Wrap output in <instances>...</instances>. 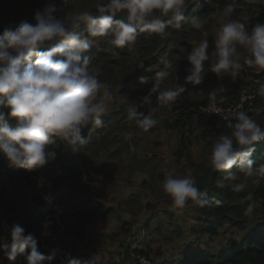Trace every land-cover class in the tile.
I'll return each instance as SVG.
<instances>
[{
    "label": "clouds",
    "instance_id": "1",
    "mask_svg": "<svg viewBox=\"0 0 264 264\" xmlns=\"http://www.w3.org/2000/svg\"><path fill=\"white\" fill-rule=\"evenodd\" d=\"M188 4L189 0H101L95 5V13L72 11L60 16L48 0L35 12L34 24L21 21L14 29L5 28L0 33V154L9 166L27 171L42 168L50 156L54 157L48 146L57 139L77 152L78 146L88 142L83 129L89 123L103 125L102 117L114 97L111 86L90 70L93 57L88 53L94 38H106L107 44L117 49L131 48L142 33L166 38L170 34L166 29L182 27ZM233 12L230 4L224 15ZM190 23L201 29L205 21L193 16ZM209 47L207 39L191 47L187 52L190 66L185 69L184 84L175 88L160 90L172 67L170 61L161 59L163 68L155 72L154 83L140 97L144 106L153 104L155 95V105L147 114L130 106L128 121L148 132L157 124L154 114L164 108L171 110L187 90L186 85L202 84L209 71L218 77L230 74L233 81L245 69L264 71V21L252 24L249 17L231 19L220 25L211 52ZM205 62H210L207 68ZM217 95L215 89L208 93L209 106L211 114L221 115ZM257 95L264 100V84ZM223 118L231 131L213 142L207 158L210 169L225 172L224 178L232 181L238 179V173L264 178V164L254 166L251 159L255 144L264 141V128L241 110ZM37 186L42 187V182ZM245 187L243 182L236 183L232 190L240 193ZM161 188L173 210L203 206L207 202L208 190L199 188L190 174L179 176L169 171ZM256 207L249 204L243 215L253 219ZM44 228L42 235H49L48 223ZM0 241L3 258L16 264H21L17 256L23 258L22 264H52L58 251L54 248L49 255L41 253L37 239L31 233L25 234L20 224H13L7 235L0 236ZM67 264H90V261L68 254Z\"/></svg>",
    "mask_w": 264,
    "mask_h": 264
},
{
    "label": "rangeland",
    "instance_id": "2",
    "mask_svg": "<svg viewBox=\"0 0 264 264\" xmlns=\"http://www.w3.org/2000/svg\"><path fill=\"white\" fill-rule=\"evenodd\" d=\"M200 1L209 0H197ZM235 1L228 4L220 1L210 4L200 16L205 21L203 28L195 29L190 23V14H186L192 4L189 0L184 13L186 19L180 29L169 27L166 31L170 34L166 38L142 33L131 48H113L107 44L106 38H94L93 46L88 53L93 57L90 70L98 74L101 82L111 86L110 90L114 97L102 117L103 125L89 123L83 129V135L88 142L78 146L77 152H72L71 146L60 139L48 146L49 151L51 148H61L62 155L69 158L75 172L64 173L58 162L50 158L45 166L33 170L38 175L33 184L15 175L7 179V198L13 196L16 201H25L29 206L39 202V207L42 205L44 208L46 206L43 204L44 198L47 197L49 204L51 201L50 192L55 174L57 172L62 174L63 179L56 178L58 182L67 181L82 198L87 196L88 198L82 202L102 203L104 207L109 208L105 215L96 221L98 232L94 235L95 240L92 238V224L90 243L99 245L92 244L89 250L97 253L94 249L100 247L106 252L104 256L106 258H98L97 255L92 258L94 262L100 264L103 262L137 264L134 249L144 248L149 243L156 226H160L162 230L160 238L163 252L161 257L152 256L156 261L181 256L183 251L187 252L194 248L216 251L222 245L228 244L231 238H240L261 226L264 223L263 206L260 205L262 199H258L253 190L264 184V178L257 175L245 176L238 173L237 183L243 182L246 187L242 192L229 198L232 203H240L243 210L249 204L257 205L254 218L248 219L246 227L243 228L228 221L215 233L203 230L210 216L199 214L195 207L173 210L169 198L162 192L161 184L165 173L174 171V174L179 176L190 174L196 179V165L209 167L207 158L211 146L221 135H205L203 128L197 124L196 114L189 112L194 108L189 107V103L203 102L213 89H209L203 83L196 86L187 84V90L180 95L171 110L164 108L154 114L153 118L157 120V124L148 132H143L134 121L127 119V110L130 106H136L139 111L147 114L155 105V95L152 97L153 104L144 106H141L140 97L145 95L154 83L155 72L163 68L161 59L170 61L172 67L168 69L169 76L160 85V90L175 88L177 84H184V77L187 74L185 69L190 66L187 52L205 39L209 42L208 51L211 52L215 34L221 24L243 17H249L252 24L264 21L262 16L264 0H238L234 4ZM47 2L48 0H0V17L7 20L11 28L17 27L21 21L34 24L35 12L42 9ZM51 2L58 9L57 14L63 16L66 12L72 11L90 10L95 13V5L101 0H51ZM230 4L234 7V12L226 16L224 10ZM161 18L168 20V17ZM83 28L82 24L80 30ZM209 63L205 62L206 68ZM177 76L180 77L179 80ZM249 81L258 86L264 84V71L245 69L234 81L230 74L221 76V86L232 84L233 87ZM220 89L215 88L217 98L224 95ZM263 112L264 100L258 96L249 115L257 122H261L260 115ZM181 133L188 141L189 150L178 156L176 150ZM59 143L61 144L58 145ZM0 158L7 162L2 154ZM260 164H264V161L257 165ZM38 182H42L43 186L38 187ZM48 184L51 186L48 187ZM97 213L101 215L100 211ZM59 229L62 228L59 227L56 234L60 238H67L64 230ZM55 230L53 228L52 232ZM74 243L71 249L75 250L76 254L77 244ZM112 251L120 255L114 258Z\"/></svg>",
    "mask_w": 264,
    "mask_h": 264
},
{
    "label": "trees",
    "instance_id": "3",
    "mask_svg": "<svg viewBox=\"0 0 264 264\" xmlns=\"http://www.w3.org/2000/svg\"><path fill=\"white\" fill-rule=\"evenodd\" d=\"M217 1L228 4L232 3L233 0H209L208 2L200 1L192 3L186 14H190V20L193 16L200 17L206 11V7ZM237 2L238 0H236L234 4ZM262 16H264V13ZM5 28L11 27L8 26L7 20L1 19L0 17V32L2 33ZM152 43L153 46V40ZM203 84L209 89H215L216 87L223 88L222 93L231 97L235 94L237 88V85L231 87L232 84L221 86V77L216 76L210 71L207 72L204 77ZM189 104V107H194L191 108L189 112L196 114L197 124L203 128L205 135L211 134L218 136L230 133L231 130L227 127L226 120H222L216 115L209 114L198 109L199 102L197 101ZM260 117L261 122L257 123L264 128V112L260 115ZM60 144L61 143L58 145ZM188 150V141L186 140L184 134L181 133L176 154L178 156H182L184 152H187ZM50 152L54 153V157L52 158L50 156V158L55 159L58 162L59 167L64 173L69 172L70 174V172L73 173L76 171L69 158L62 155L61 148H51ZM251 159L254 162V166L264 161V141H260L255 144V150ZM196 166L197 169L195 177L197 180V186L201 189L206 188L208 190V196L206 198L207 202L205 205L195 207V210L199 214H206L210 216V219L207 220V226L203 230L215 233L220 226L228 221H231V223L235 226H239L241 228L246 227L245 224L248 218L243 215L244 210L241 204L232 203L229 200V198H232L235 194H237L232 190V187L237 183V180L232 181L225 179L224 177L226 174L223 171L213 172L210 167H204L203 165ZM233 171H236V169H233ZM13 175L19 176L28 183H32L37 177V172L27 171L22 168L15 169L10 167L4 159L0 158L1 215L10 221H18L25 229V234L31 233L34 238L37 239L38 249L41 253L49 255L52 249H57L58 251L52 261V264H61V249L73 247L74 241H61L58 243L48 240L47 235H42V232L45 231L44 224L48 223V215H59L67 225L69 234L75 238L76 243L74 244H77L78 240L82 239L86 234V223L90 222L92 225V222H94L97 217L98 211H100V216L102 217L109 209L108 207H104L102 203H96L91 206L90 201L84 202L79 208H74L71 214L67 212H60L54 202H51L46 209H41L39 207V202L35 203L33 206H29L25 201H16L17 199L13 196L7 198V179H10ZM71 176L73 177V175ZM53 179L55 181L53 182L52 190H54L60 183L55 177ZM253 193L258 199H262L260 205L263 206L264 212V184L258 185L253 190ZM216 201H220L221 203L217 204ZM46 230L48 231V228ZM161 231L160 226H156L149 243L144 248L134 249L136 256L138 254L145 255L151 259L153 264H264V223L261 226L250 230L240 238H231L228 244L222 245L216 251L206 248H194L188 250L187 252L183 251L181 256L171 258L167 257L156 261L152 258V256L156 258L163 255L160 238ZM0 243H3V241H0ZM22 260V257L17 256V262H21L22 264ZM136 262L138 264L137 258ZM0 264H16V262H10L6 258H3L2 252H0Z\"/></svg>",
    "mask_w": 264,
    "mask_h": 264
},
{
    "label": "crops",
    "instance_id": "4",
    "mask_svg": "<svg viewBox=\"0 0 264 264\" xmlns=\"http://www.w3.org/2000/svg\"><path fill=\"white\" fill-rule=\"evenodd\" d=\"M55 176H56L55 178L59 179V177H60V179H63L62 174H59L58 172H57V174H55ZM37 179L38 178L36 177L34 180L36 181ZM34 182H32L30 184H33ZM50 186H51V184H48V187H50ZM50 193L52 194L50 199H51V201H54L55 206L57 207V209L60 212H62V213L63 212H67L69 214H71L73 212L74 208L81 207L82 204L84 203L82 201H84L85 199L88 198L87 196H84V198H82L77 193V190H74L73 187H70V185L67 184V181L64 182V183L63 182L59 183L58 187L56 189L52 190ZM44 200H45V203H43V204L46 205V206L44 208H42V205H41L40 206L41 209H46L48 207V205H49V203H47L46 198H44ZM51 201H49V202L51 203ZM81 202H82V204H81ZM95 204L93 202H90L91 206L95 205ZM99 217H101V216L98 215V213H97V217H96L95 221L92 222L93 223V235H92L93 239L95 237L94 235H97L96 233L98 232L97 225H95V224H96V221L98 220ZM47 222H48V232L50 233V236L47 235V239L48 240H50V238L53 237L52 240H50V241H55V242H58V243H60L63 239H66L68 242H73V241L75 242L76 241L75 238L71 234H69L67 225L64 223V221L62 220V218L59 215H57V214L48 215ZM59 227L62 228V229H59V231L64 230V232L68 236L67 238H60L58 236V234H56L58 232L57 229ZM53 228L56 229L54 232H52ZM51 233H52V235H51ZM92 244L94 246H98L99 245L98 243H92ZM92 244L89 243L87 245V248H86V251H85L84 254H78L77 251H76V254H75V250L71 249L72 247L62 248L61 249V254H60L61 264H67L68 254H71L72 257H77V258H80V257L77 256V255H80L81 257H84L86 259H88L89 257H94L96 255H97L98 258H102V259L106 258V257H104V256H106V252L103 251L102 248H100V247H97L96 250L94 249V251H97V253H95L93 251H90L89 247ZM112 252L114 253V256H113L114 258L117 255H120V253L116 254L117 252H114V251H112ZM114 264H116V263H114Z\"/></svg>",
    "mask_w": 264,
    "mask_h": 264
},
{
    "label": "built area",
    "instance_id": "5",
    "mask_svg": "<svg viewBox=\"0 0 264 264\" xmlns=\"http://www.w3.org/2000/svg\"><path fill=\"white\" fill-rule=\"evenodd\" d=\"M260 86L258 84L250 83V81L242 82L240 83L237 88L235 94L231 97L229 95H223L216 100V105L222 109V114L217 115L222 120H225L223 117H231L232 114L237 111H245L248 114H250L254 107L256 99L259 95H257V90ZM231 97V98H230ZM198 109L211 114L210 106H209V100H205L203 102H200L198 105ZM13 224H19L18 221H10L4 216L1 215V208H0V235H7L8 230ZM91 231H92V225L90 222H87L85 225V236L78 240L77 242V253L78 254H84L87 248V245L91 242ZM94 257H89L88 260L90 261V264H100L94 262L92 259ZM138 264H153L151 259L146 257L145 255L138 254L136 256ZM101 264H111L110 262H103Z\"/></svg>",
    "mask_w": 264,
    "mask_h": 264
}]
</instances>
